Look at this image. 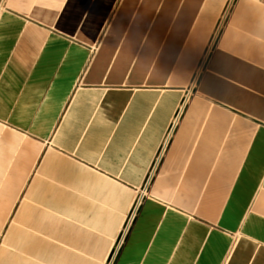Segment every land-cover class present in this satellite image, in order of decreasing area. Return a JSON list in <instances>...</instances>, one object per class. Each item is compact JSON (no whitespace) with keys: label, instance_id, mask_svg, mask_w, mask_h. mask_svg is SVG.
<instances>
[{"label":"crops","instance_id":"1","mask_svg":"<svg viewBox=\"0 0 264 264\" xmlns=\"http://www.w3.org/2000/svg\"><path fill=\"white\" fill-rule=\"evenodd\" d=\"M264 264V0H0V264Z\"/></svg>","mask_w":264,"mask_h":264},{"label":"built area","instance_id":"2","mask_svg":"<svg viewBox=\"0 0 264 264\" xmlns=\"http://www.w3.org/2000/svg\"><path fill=\"white\" fill-rule=\"evenodd\" d=\"M173 125H174V123L172 122L170 124V127H169V129H168V131H167V133H166L161 145H160V148H159V150H158V152H157V154L155 156V159H154V161H153V163H152V165H151V167H150V169L148 171V174H147V176L145 178V181H144V184H143V187H142V191H141V195L137 197V199L134 202V205L132 207V210L127 215V217L125 219V222H124V224H123V226H122V228L120 230V233H119L118 237L116 238L115 245H114L113 249L111 250V252H110L105 264H114V261H115V259L117 257V254H118V252H119V250H120V248H121V246H122V244L124 242V239H125L128 231H129V229H130V226H131V224L133 222V219H134V216H135V212H136V210H137V208H138V206L140 204L141 197L145 194L147 186L149 185V183H150V181H151V179L153 177V174H154V172H155V170L157 168V165H158V163H159V161H160V159L162 157V154L165 151V148L167 146L168 139H169V136H170V132H171L170 130L173 127Z\"/></svg>","mask_w":264,"mask_h":264}]
</instances>
